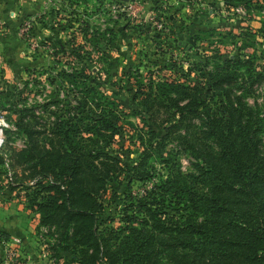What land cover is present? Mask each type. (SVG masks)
Segmentation results:
<instances>
[{
    "label": "rangeland",
    "instance_id": "rangeland-1",
    "mask_svg": "<svg viewBox=\"0 0 264 264\" xmlns=\"http://www.w3.org/2000/svg\"><path fill=\"white\" fill-rule=\"evenodd\" d=\"M93 32L95 45L85 39ZM86 44L93 53L87 64L97 74L95 84L123 104L134 125L127 124L129 131L105 147L120 163L130 165V171L108 179L98 195L102 207L95 264H109L105 251L118 248L116 237L125 235L131 224L152 228L153 213L176 216L172 207L177 198L166 184L171 169L197 173L201 164L181 147L184 128L167 135L165 126L178 123L171 115L174 109L170 113L163 108L147 121L137 81L177 79L200 86L205 82L203 64L233 73L229 79L235 92L243 93L264 124V0H0V232L7 226L20 233L0 239V264H84L94 250L84 247L87 252H82L75 245L72 226L42 221L39 204L47 193L39 192L36 184L59 180L27 159L31 140L18 125L22 119L34 123V115L37 123L31 128L49 129L68 96L60 73L84 64L87 52H75L72 46ZM217 49L220 57L215 56ZM227 57L251 64H226ZM243 83L253 84L250 93L239 87ZM205 97L211 111L222 116L220 93L207 92ZM68 101L77 104L74 96ZM141 131L153 147L140 167L144 175H135L131 166L141 162L145 150L137 133ZM157 140L166 150L157 149ZM68 205L79 207L71 201Z\"/></svg>",
    "mask_w": 264,
    "mask_h": 264
},
{
    "label": "trees",
    "instance_id": "trees-1",
    "mask_svg": "<svg viewBox=\"0 0 264 264\" xmlns=\"http://www.w3.org/2000/svg\"><path fill=\"white\" fill-rule=\"evenodd\" d=\"M86 27H91L88 21ZM95 35L96 32L85 34L86 42L95 45ZM66 48L60 46L62 52ZM72 48L78 53L87 52V57L84 64H71V69L60 73L68 96L49 129L41 132L31 128L37 123L34 115V123L22 119L18 125L31 140L27 159L34 161L45 175L59 180L36 184L41 187L39 192L47 193L45 202L39 204L42 221L64 224L67 229L72 226L70 237L75 245L82 252H87L84 247L94 249L84 264H95L100 247L97 215L102 207L98 195L106 190L108 179L117 177L122 170L130 171V165L120 163L105 147L109 149L129 131L127 124L134 125L123 104L105 95L95 84L97 74L87 64L92 50L87 44ZM215 53L216 57L221 56L219 49ZM225 63L251 64L229 57ZM200 69L205 77L200 86L177 79L136 82L147 121L152 122L163 108L167 112L174 109L170 113L177 116L178 123L165 126L170 131L167 135L184 128L181 147L201 164H197V173L183 174L171 169L172 176L166 184L177 198L172 208L178 214L153 213L152 228L131 224L125 235L116 237L120 239L118 248L105 251L109 264H264V124L244 101L243 93L235 92L230 80L233 73L212 71L205 64ZM252 87L253 84L245 86L243 92L250 93ZM211 91L222 97V116L212 112L207 104L205 96ZM71 96L77 104L68 101ZM195 118L198 124L192 123ZM153 123L159 124L157 120ZM137 133L145 146L144 156L131 169L135 175H144L140 167L149 160L153 144L144 141L142 131ZM156 146L160 151L166 150L161 141ZM69 201L79 207L69 206ZM134 219L133 216L131 223ZM0 238L9 235L0 232Z\"/></svg>",
    "mask_w": 264,
    "mask_h": 264
},
{
    "label": "crops",
    "instance_id": "crops-1",
    "mask_svg": "<svg viewBox=\"0 0 264 264\" xmlns=\"http://www.w3.org/2000/svg\"><path fill=\"white\" fill-rule=\"evenodd\" d=\"M0 224L1 225H4V220H2V222L0 221ZM2 227V226H1ZM3 229V231L4 232H6L8 235H9V238L11 239V236L12 235H14V234H17V235H19L20 233H19V230H17V231H14V229H12V228H8L7 226L6 227H4V228H2ZM1 239V238H0ZM4 239V238H3Z\"/></svg>",
    "mask_w": 264,
    "mask_h": 264
}]
</instances>
